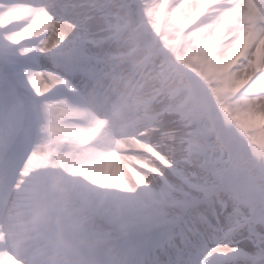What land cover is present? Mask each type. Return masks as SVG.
Here are the masks:
<instances>
[{
  "label": "snow or ice",
  "instance_id": "obj_1",
  "mask_svg": "<svg viewBox=\"0 0 264 264\" xmlns=\"http://www.w3.org/2000/svg\"><path fill=\"white\" fill-rule=\"evenodd\" d=\"M0 264H264V0H0Z\"/></svg>",
  "mask_w": 264,
  "mask_h": 264
}]
</instances>
